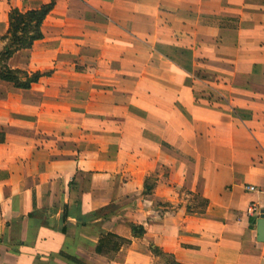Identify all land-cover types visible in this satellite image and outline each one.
<instances>
[{
  "label": "crops",
  "instance_id": "crops-1",
  "mask_svg": "<svg viewBox=\"0 0 264 264\" xmlns=\"http://www.w3.org/2000/svg\"><path fill=\"white\" fill-rule=\"evenodd\" d=\"M53 1L8 63L50 75L0 79V264H264V0H0V37Z\"/></svg>",
  "mask_w": 264,
  "mask_h": 264
},
{
  "label": "trees",
  "instance_id": "trees-1",
  "mask_svg": "<svg viewBox=\"0 0 264 264\" xmlns=\"http://www.w3.org/2000/svg\"><path fill=\"white\" fill-rule=\"evenodd\" d=\"M55 8V1L48 5L42 6L38 10L22 13L18 9H12L9 14V30L5 37H0V42L6 43L3 50L0 52V79L12 83L17 89L29 90L33 85L39 83L41 78L49 76L50 74L34 73L29 74L21 70H13L9 67V61L20 51L32 49L35 42L43 39L42 25L49 14ZM6 140L4 134H0V143H4ZM150 183L147 182L145 187V193L152 190ZM194 201L197 203L196 208H204L207 206V202L192 195ZM205 209V208H204ZM193 208H190V211ZM133 235L135 238H142L146 231L142 227L132 226ZM105 238H113L116 240L115 250H119L121 246L130 244L129 241L118 239L116 237L105 236ZM103 237V241H106ZM153 255L159 258L160 261L165 264H179L175 258L171 255L163 253L158 248H151Z\"/></svg>",
  "mask_w": 264,
  "mask_h": 264
},
{
  "label": "water",
  "instance_id": "water-1",
  "mask_svg": "<svg viewBox=\"0 0 264 264\" xmlns=\"http://www.w3.org/2000/svg\"><path fill=\"white\" fill-rule=\"evenodd\" d=\"M257 236L258 241L264 243V214H262L261 219L258 221Z\"/></svg>",
  "mask_w": 264,
  "mask_h": 264
},
{
  "label": "built area",
  "instance_id": "built-area-1",
  "mask_svg": "<svg viewBox=\"0 0 264 264\" xmlns=\"http://www.w3.org/2000/svg\"><path fill=\"white\" fill-rule=\"evenodd\" d=\"M248 190L250 192H257V189L255 187H248ZM254 211V208H251V212Z\"/></svg>",
  "mask_w": 264,
  "mask_h": 264
},
{
  "label": "rangeland",
  "instance_id": "rangeland-1",
  "mask_svg": "<svg viewBox=\"0 0 264 264\" xmlns=\"http://www.w3.org/2000/svg\"><path fill=\"white\" fill-rule=\"evenodd\" d=\"M159 264H165V262L159 263Z\"/></svg>",
  "mask_w": 264,
  "mask_h": 264
}]
</instances>
